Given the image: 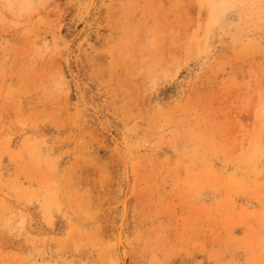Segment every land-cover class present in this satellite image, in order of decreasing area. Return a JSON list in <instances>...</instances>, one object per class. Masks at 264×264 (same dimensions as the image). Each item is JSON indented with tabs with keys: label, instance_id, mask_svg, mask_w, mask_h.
<instances>
[{
	"label": "rangeland",
	"instance_id": "rangeland-1",
	"mask_svg": "<svg viewBox=\"0 0 264 264\" xmlns=\"http://www.w3.org/2000/svg\"><path fill=\"white\" fill-rule=\"evenodd\" d=\"M0 264H264V0H0Z\"/></svg>",
	"mask_w": 264,
	"mask_h": 264
}]
</instances>
